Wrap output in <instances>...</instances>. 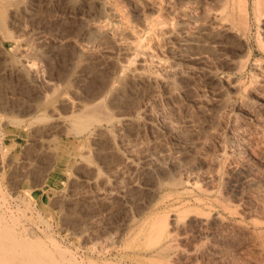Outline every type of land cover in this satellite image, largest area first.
Listing matches in <instances>:
<instances>
[{"label":"rangeland","instance_id":"obj_1","mask_svg":"<svg viewBox=\"0 0 264 264\" xmlns=\"http://www.w3.org/2000/svg\"><path fill=\"white\" fill-rule=\"evenodd\" d=\"M0 225L4 264H264V0H0Z\"/></svg>","mask_w":264,"mask_h":264},{"label":"bare ground","instance_id":"obj_2","mask_svg":"<svg viewBox=\"0 0 264 264\" xmlns=\"http://www.w3.org/2000/svg\"><path fill=\"white\" fill-rule=\"evenodd\" d=\"M94 1H95V0H94ZM109 9H110V8H109ZM262 12H263V9H262ZM112 13H113V12H112ZM243 15H245V14H243ZM245 17H246V16H245ZM90 34H91V33H90ZM92 34H93V33H92ZM137 43H138V42H137ZM138 45H139V44H138ZM141 46H142V44L140 45V49H141ZM137 47H138V46H137ZM141 50L143 51V48H142ZM137 51H138V50H137ZM82 125L85 127L84 124H82ZM121 155H122V154H121ZM121 157H122V156H121ZM123 158H124V157H123ZM125 160H126V159H125ZM128 160H130V159H128ZM239 168H240V167H239ZM242 168H243V167H242ZM236 169H238V168H236ZM234 170H235V169H234ZM245 170H246V169H245ZM235 171H236V170H235ZM235 171H233V172H235ZM243 171H244V170H243ZM247 173H248V172H247ZM247 173H245V174L243 173L242 181H243V179H246V178H247V176H248ZM239 175H241V172H240ZM239 175H238V176H239ZM249 175H250V174H249ZM236 177H237V175H236ZM240 177H241V176H240ZM248 177H249V176H248ZM230 179H231V178H230ZM234 179H237V178H234ZM250 179H251V178H250ZM230 181H231V180H230ZM245 181H246V180H245ZM240 182H241V181H240ZM250 182H252V181H250ZM232 183H233V182H232ZM242 183H243V182H242ZM245 183H247V182H245ZM161 217H162V216H161ZM161 217L157 218L156 220H159V219L162 220ZM163 217H164V216H163ZM165 218L167 219V216H166ZM165 218H163V220H165ZM16 221H17V220H16ZM16 221H15V222H16ZM165 221H166V220H165ZM219 221H220V220H219ZM221 221H222V220H221ZM15 222H14V223H15ZM161 222H162V221H161ZM161 222L158 221L157 224H158V223H161ZM14 223H13V224H14ZM163 223L165 224L166 222H162L161 224H163ZM179 223H180V222H179ZM181 223H182V222H181ZM154 224H155V221H154ZM166 224H167V223H166ZM16 225H17V224H16ZM158 225H159V227H161V228L163 227V229L165 228L163 225H162V226H161L160 224H158ZM0 226H1V225H0ZM1 227H2V226H1ZM1 227H0V228H1ZM13 227H14V226H13ZM159 227H157V228H159ZM155 228H156V227H155ZM14 229H15V227H14ZM169 229H170V228H169ZM15 230H16V229H15ZM25 230H26V229H24V231H25ZM155 230H158V229H155ZM159 230H160V228H159ZM170 230H171V229H170ZM161 231H162V230H161ZM25 232H26V231H25ZM156 232H157V231H156ZM159 232H160V231H159ZM159 232H158V235L160 234ZM154 234H155V233H154ZM154 234H153V235H154ZM160 235H161V234H160ZM173 235H174V234H173ZM29 238H30V237H29ZM157 238H159V237H157ZM0 241H3L4 243H6L5 245H8V244H9V245H10V244L13 245V244H14L15 247L18 246L17 248H19V246H22L21 244H18V242H15V240L9 235V232L7 233L6 231L0 233ZM29 242H30V241H29ZM171 242H172V241H171ZM31 243H32V242H31ZM168 243H170V242H168ZM166 245H168V244H166ZM36 246H37V244H36ZM11 247H12V246H11ZM22 247L24 248V245H23ZM34 247H35V246H34ZM38 247H39V246H38ZM7 248H8V246H7V247H6V246H5V247H2V250L5 251ZM25 249H26V247H25ZM40 249H41V248H39V250H38L39 252H40ZM18 251H19V250H18ZM21 251L23 252V250H21ZM26 251H27V250H26ZM38 251H37V252H38ZM41 251H42V249H41ZM24 252H25V250H24ZM29 252H30V251L26 252L27 254L25 253V255L28 256V257H27V258H28V262H27V263H29V264H39V263H37V261L32 260L33 258L31 259V256L28 254ZM43 252H46V251H43ZM43 252H42V253L40 252V254H43V255H44L45 253H43ZM19 253H20V252H19ZM46 253H48V252H46ZM12 254H13V253H12ZM46 255H47V254H46ZM19 256L22 257L21 254H19ZM40 256H41V255H40ZM48 256L50 257L49 254H48ZM6 257H7V256H6ZM8 257H10V256H8ZM49 257H48V258H49ZM3 258H4V257H3ZM3 258H2V256H1V259H3ZM11 258H13V257H11ZM1 259H0V261H1ZM6 259H7V258H6ZM21 259H22V258H21ZM52 259H53V258H52ZM52 259H50V260H52ZM13 260H14V259H13ZM24 260H25V259H24ZM50 260L48 259V261H50ZM4 261H5V260L3 259V262H4ZM55 261H56V260H55ZM55 261H54L53 263H57V262H55ZM3 262L1 261L0 264H4ZM5 262H6V261H5ZM20 262H21V261H20ZM22 262H23V261H22ZM50 262H51V261H50ZM25 263H26V262H25ZM44 263H45V262H44ZM6 264H9V263H6ZM49 264H50V263H49ZM59 264H60V263H59Z\"/></svg>","mask_w":264,"mask_h":264}]
</instances>
